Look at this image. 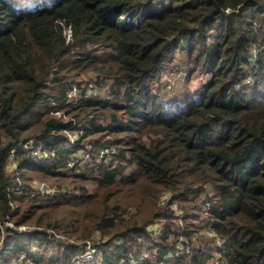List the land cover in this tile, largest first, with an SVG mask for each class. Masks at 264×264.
<instances>
[{
    "label": "trees",
    "instance_id": "16d2710c",
    "mask_svg": "<svg viewBox=\"0 0 264 264\" xmlns=\"http://www.w3.org/2000/svg\"><path fill=\"white\" fill-rule=\"evenodd\" d=\"M184 53L198 97L164 103L146 84ZM88 72L100 93L72 101ZM45 230L89 241L81 264H264V0H0V264L36 247L30 264H76Z\"/></svg>",
    "mask_w": 264,
    "mask_h": 264
},
{
    "label": "rangeland",
    "instance_id": "374dc122",
    "mask_svg": "<svg viewBox=\"0 0 264 264\" xmlns=\"http://www.w3.org/2000/svg\"><path fill=\"white\" fill-rule=\"evenodd\" d=\"M95 53L98 55H106V49L105 48H100V47H96L94 48ZM252 52H256L257 48L253 47ZM164 75L162 77V81L160 83H148L146 85H148V87L151 88L152 93L156 96H158L160 98V100L164 103H179V102H184L188 99L191 98H197V93L199 92L198 90L200 89V85L203 82L202 80H200L198 77H196V72H192L190 71V66L187 63V59H186V55L184 54H176L172 59H170L169 61L166 62V64L164 65ZM96 74L92 73V72H88V74H83L77 78L74 79L73 82L71 83H76V84H72L70 85V91H69V97H74L75 100L72 101H78L80 94L82 93V90L79 89V87H77V84H81L82 81H88L89 84L87 86L86 89H84V93H90L93 92L92 95L97 96L98 93L100 92H96V90L93 88L89 89V85H91L92 87V83L91 81H93V77H95ZM196 77V79H195ZM248 79V77L246 78ZM249 81V79L247 80ZM75 88V91H74ZM98 91V90H97ZM76 101V102H77ZM53 102L50 103V107H57L59 104H55V106L52 104ZM50 115L54 116L53 113H50ZM14 151V150H12ZM11 151V152H12ZM33 151V150H32ZM35 152L33 151L32 154H34ZM101 153V152H100ZM99 153V154H100ZM77 155H79L81 157V163H79L76 167H74L75 173H78L80 171H83L85 169H87L88 165H91V163L93 162V160L90 157H86V155L82 152L78 153ZM36 179H42L45 183H41L44 185H55L54 183H56L54 181V179H50V178H45L43 175L40 174H35ZM38 185L40 184H36V188L38 187ZM88 187L90 189V191H93L95 189V186L93 184H88ZM70 207H66V208H57V207H50V209H46L47 214L44 215V219H48V220H53L54 217H61V216H70L73 215V213H78L80 210L76 209L77 211H74L75 209H72ZM69 211V212H68ZM68 213V214H67ZM192 223H194V225L196 224V226H200L201 224H199L200 221H197L195 218L192 219ZM45 223L40 219H35L31 222H29L24 226H20L17 227L12 223H8L7 226L12 229L13 231H16L18 233V235H23V234H27V235H31L34 233H38V232H42L43 231V227L42 226H38L35 223ZM47 233L51 234V237L49 238V241L52 242H56L59 241L65 245H70V246H77L79 247L80 251H77L74 255L71 256V262H74V260H77V263H82L85 262L87 260H92L95 257V254L93 252L90 251V249H87L86 246H88V242H75L74 239H70L68 237H66V235L61 234L55 230H45ZM207 231V229H203L201 230V234L205 235V232ZM3 234V233H2ZM4 235V234H3ZM205 237V236H204ZM206 238V237H205ZM206 241H210V243L214 242V245L219 247L220 246V241L215 238H209L207 237L205 239ZM37 243V241L35 242ZM82 244V245H80ZM84 244V245H83ZM196 244V242H195ZM35 245V244H34ZM5 246V241H4V237L0 238V253L2 251V249ZM179 247V246H178ZM179 250V248L177 249V251ZM176 251V252H177ZM185 252V251H184ZM8 252L5 253V255H7ZM187 253V252H185ZM30 255L33 256H38L43 254V250H41L40 248H34L31 249V252H29ZM29 255V256H30ZM175 255V254H174ZM1 256V254H0ZM29 256H27L25 253H21L18 254L16 256H13L8 264H30V258ZM209 264H222V259L220 257V255L218 253H214L211 257V259L209 260Z\"/></svg>",
    "mask_w": 264,
    "mask_h": 264
},
{
    "label": "built area",
    "instance_id": "2783aa9c",
    "mask_svg": "<svg viewBox=\"0 0 264 264\" xmlns=\"http://www.w3.org/2000/svg\"><path fill=\"white\" fill-rule=\"evenodd\" d=\"M249 82V81H248ZM92 88L93 89V86L91 87V85H89V89ZM74 91H75V88H74ZM73 99H75L74 97H72ZM54 106L55 104L52 103ZM55 114V113H53ZM67 137H68V141L71 143V144H74L75 143V140L77 139L76 136L70 134V133H67ZM34 141H30L28 143V148L29 147H33L34 145ZM36 150L34 151L35 153L33 154V156L36 155V157H38L39 159H41V161L45 160L47 157H46V154L42 151V145L41 144H37L35 146ZM31 149V148H30ZM14 151H12L13 153ZM107 153V152H106ZM86 155V157H89L88 153H84ZM101 155L103 154V152L100 153ZM10 159H13L12 157ZM34 159V158H33ZM81 157L79 155H74L72 156L70 162L68 163V166L70 168H73V167H76L79 163H81ZM13 163V161H12ZM89 166V165H88ZM87 166V167H88ZM14 168V167H13ZM18 187H19V183H18ZM37 191L40 192V193H46V194H49V195H53L54 194V189L51 188L50 186H47V185H44V184H40L38 185L37 187ZM207 208H209V205H206ZM87 249H90L91 252H93V249L91 247V244L90 242H88V246H86ZM189 251V248L188 247H184V246H179V250L176 252L175 256L178 257V256H181L183 253ZM74 262H76L77 264V260Z\"/></svg>",
    "mask_w": 264,
    "mask_h": 264
}]
</instances>
